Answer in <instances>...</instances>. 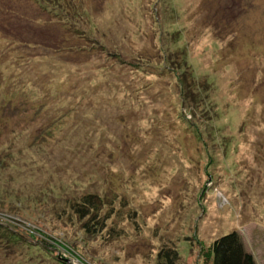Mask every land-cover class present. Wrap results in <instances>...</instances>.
I'll use <instances>...</instances> for the list:
<instances>
[{
	"label": "rangeland",
	"instance_id": "obj_1",
	"mask_svg": "<svg viewBox=\"0 0 264 264\" xmlns=\"http://www.w3.org/2000/svg\"><path fill=\"white\" fill-rule=\"evenodd\" d=\"M231 230L264 264V0H0V264H208Z\"/></svg>",
	"mask_w": 264,
	"mask_h": 264
},
{
	"label": "trees",
	"instance_id": "obj_2",
	"mask_svg": "<svg viewBox=\"0 0 264 264\" xmlns=\"http://www.w3.org/2000/svg\"><path fill=\"white\" fill-rule=\"evenodd\" d=\"M97 192H84L67 204L68 212L81 221L83 230L95 234L107 227L108 218L114 213V206ZM106 236H117L121 229L110 224ZM180 253L173 246H160L156 252L158 264H177ZM208 264H257L253 254L245 249L237 230H231L215 237L210 243Z\"/></svg>",
	"mask_w": 264,
	"mask_h": 264
}]
</instances>
